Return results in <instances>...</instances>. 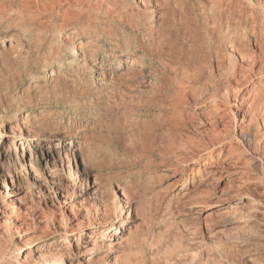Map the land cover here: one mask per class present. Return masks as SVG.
Listing matches in <instances>:
<instances>
[{
    "label": "rangeland",
    "instance_id": "obj_1",
    "mask_svg": "<svg viewBox=\"0 0 264 264\" xmlns=\"http://www.w3.org/2000/svg\"><path fill=\"white\" fill-rule=\"evenodd\" d=\"M200 1L0 0V40L13 35L21 48L13 59L0 53V166L7 175L0 179V264H19L35 255L39 239L75 229L66 263L86 264L88 255L74 249L97 222L104 234L111 222L124 227L116 237L110 232L112 248L105 236L98 240L91 264H264V0H215L221 12L208 19L194 11ZM223 40L246 54L220 63L211 79L203 55ZM131 60L141 65L135 81L121 75ZM243 74L250 80L242 86ZM209 83L221 102L229 92L231 121L212 102L197 103ZM45 116L69 127L58 153L83 142L78 131L89 126L85 133L99 149L88 169L72 159L51 178L39 173L50 192L19 169L38 150L44 169L34 124ZM13 134L26 145L18 164L15 151L4 154ZM200 151L204 171L193 177L184 159ZM95 177L106 190L93 197ZM4 183L19 194L6 197ZM59 184L71 196L60 203ZM225 189L233 200L216 202ZM240 198L234 217L221 214ZM209 201L216 206L194 213Z\"/></svg>",
    "mask_w": 264,
    "mask_h": 264
},
{
    "label": "bare ground",
    "instance_id": "obj_2",
    "mask_svg": "<svg viewBox=\"0 0 264 264\" xmlns=\"http://www.w3.org/2000/svg\"><path fill=\"white\" fill-rule=\"evenodd\" d=\"M209 1V2H208ZM207 2L201 0L199 6L194 10L197 11L200 15L206 17L207 19L210 17H215L218 14H220V8L218 6V4L215 3V0H208ZM199 3V2H198ZM189 14V13H188ZM200 22V21H199ZM164 25V24H163ZM167 25V24H166ZM158 27H162V25H158ZM195 30V29H194ZM176 33V32H175ZM229 34V33H228ZM154 35V34H153ZM164 36V35H163ZM172 36V35H171ZM228 36V35H227ZM226 40V39H225ZM223 40L222 43H219L217 45L213 44V43H209L207 45L208 50L204 53L203 55V62H204V67H205V72L208 74V76L211 77V79L214 78L215 75V71L217 70V68L220 67V63H222L223 61H225L226 59L230 60L232 58H234L235 54H239L240 56H245L246 54V49L244 48V46H231L227 41ZM169 41V40H168ZM146 43V42H145ZM148 43V42H147ZM152 43L154 44H164L166 43V40H161V41H157L156 39L154 41H152ZM151 43V44H152ZM203 43V42H202ZM233 43V42H232ZM150 44V45H151ZM22 46V45H21ZM146 46V45H145ZM254 47V46H253ZM23 48V47H22ZM249 49V48H248ZM21 50L20 45L18 43H16V39L13 35L9 36L8 38H3L0 40V53L1 55H5V57L8 58H15L16 56L18 57V53ZM76 50V49H75ZM250 52V51H249ZM166 53V52H165ZM158 54V53H157ZM159 56V55H158ZM162 57V55H161ZM164 57V56H163ZM248 57V56H247ZM250 61H254V56L249 57ZM23 60V59H22ZM249 61V62H250ZM86 62V61H85ZM248 62V61H247ZM90 63V62H89ZM250 64V63H249ZM244 66V65H243ZM223 67V66H222ZM259 67V66H258ZM100 67L95 66V69H100ZM141 65L139 64V62H137L136 60H131V62L124 68L125 71H123L121 73L122 76H124L125 78H127L128 80L131 81H135L136 79L139 78L140 76V72L137 73V69H140ZM119 69H122L121 67H119ZM143 69V68H142ZM101 70V69H100ZM245 70V69H244ZM142 71V70H141ZM242 71V70H241ZM251 71V70H250ZM249 71V72H250ZM102 72V71H101ZM100 73V72H99ZM258 73L263 74L264 73V69L260 68ZM53 74V72H52ZM102 75V74H100ZM99 75V76H100ZM242 75V74H241ZM244 75V74H243ZM99 78V77H98ZM255 78V77H254ZM253 78V79H254ZM257 78V77H256ZM261 78V77H260ZM250 80V78L247 75H244L242 77V86L244 83L248 82ZM151 81V80H150ZM149 81V83H150ZM161 81V80H160ZM237 81V80H236ZM253 81V80H252ZM138 82V81H137ZM156 82V81H155ZM240 82V81H239ZM256 82V81H255ZM218 83V82H217ZM156 84V83H154ZM248 84V83H247ZM254 84V83H253ZM256 84H258V82H256ZM263 84V83H262ZM241 85V84H240ZM218 86V85H217ZM216 86V87H217ZM220 86V85H219ZM222 86V85H221ZM247 86V85H246ZM244 86V87H246ZM249 86V85H248ZM202 87V86H201ZM215 87V88H216ZM257 87V86H255ZM155 88V87H154ZM163 88V87H162ZM249 88V87H248ZM260 88V87H258ZM262 88V87H261ZM212 86L209 84H207L206 89L204 90L202 96H200L199 98L200 101L197 102L198 104H200L201 102L205 103V105L207 106L209 103L212 102L211 105H213V111L217 114L218 117L223 118L224 120L228 121V117L230 116V113L234 114V109L231 108V101L228 97L229 92L225 93V101L221 102V100L219 99V96L217 94H212ZM263 89V88H262ZM159 90V89H158ZM250 90V88H249ZM160 91V90H159ZM200 91V90H199ZM257 91V90H256ZM193 92V91H192ZM201 92V91H200ZM223 92V91H221ZM237 93L242 95V90H237ZM196 94H194L195 96ZM198 96H196L198 98ZM153 97V96H152ZM160 97V96H159ZM155 98V97H154ZM158 98V97H157ZM166 98V97H165ZM194 98V97H193ZM196 100H199V98ZM241 99V98H240ZM191 100H194L191 98ZM223 101V100H222ZM237 101V100H236ZM243 102V101H242ZM154 103V102H153ZM21 104V103H20ZM188 105V104H187ZM204 105V104H203ZM154 106V105H152ZM191 106V105H190ZM26 107V106H24ZM208 107V106H207ZM206 108V107H205ZM239 108V107H238ZM243 110V109H242ZM247 110V109H245ZM211 111V110H210ZM240 111V110H238ZM244 112V111H243ZM237 114V113H236ZM240 114V113H239ZM246 114V113H245ZM47 115V114H46ZM238 115V114H237ZM243 115V114H242ZM232 116V115H231ZM253 116V115H252ZM234 117V116H232ZM231 117V118H232ZM243 117V116H242ZM245 117V116H244ZM230 118V117H229ZM230 118V121H231ZM216 120V119H215ZM28 121V120H27ZM26 121V122H27ZM223 121V120H222ZM229 122V121H228ZM218 124V122H216ZM224 123V122H223ZM28 124V122H27ZM200 124V123H199ZM33 125V124H32ZM37 128H38V135L36 134V138H38V147L40 149V154L42 155V161L44 162V169L41 171L38 167V160H37V152L39 151H32L30 158L23 164V166H20V172L24 171V172H31L33 173L37 180V187L40 189V191H44V192H50L51 189H53L52 185L45 179V177L39 173H43L46 172L49 174L50 178L54 176L55 173V169L58 166V164H68L70 162H72L71 160L73 159L76 163H82V165H84L85 167H87V169L90 167L91 165V161L93 158H95V156L97 154H99V149L98 147L95 145L94 139H96L94 137L93 139V133H92V137L90 135L87 134V132L85 133L86 130L89 129H93V127H85L83 129H81V131H78L79 134L81 135V138L83 139V142L74 145L71 148H67L65 149V151H63L62 153H58L57 152V148L60 146L64 145L63 139L67 138L68 135V129L66 126L61 125L60 123H56L51 121L47 116L42 117L40 119H36V124H34ZM96 125V124H95ZM31 126V125H30ZM94 126V125H93ZM195 126V125H194ZM201 126V125H200ZM198 127V126H197ZM95 128V127H94ZM217 130V129H216ZM90 131V130H89ZM96 133V132H95ZM206 133V132H205ZM220 134V133H219ZM97 136V135H96ZM222 136V135H221ZM12 140L9 141V144L7 145V147L4 149V154L5 156L9 155L11 156L13 154V151H15V155H16V161L13 164H16L17 161L19 160L18 156V150L20 149L19 147H22V153H23V157L25 154V149H26V145L25 143L21 142L20 144L18 142H14L15 141V134H13L11 136ZM213 137V135H212ZM215 137V136H214ZM226 137V136H225ZM222 138V137H221ZM220 138V139H221ZM211 139V138H210ZM215 139V138H214ZM211 139L212 142L215 140ZM217 139V138H216ZM228 139V138H227ZM209 140V138H208ZM222 140V139H221ZM97 142V139L95 140ZM210 141V140H209ZM224 141V140H223ZM222 141V142H223ZM100 142V141H99ZM220 142V141H219ZM217 144H220V143ZM211 143V142H210ZM213 144V143H212ZM224 144V143H223ZM185 145V143H184ZM204 145V144H203ZM214 145V144H213ZM193 146V145H192ZM206 148L209 145H205ZM213 147V146H212ZM175 148V147H174ZM182 148V147H181ZM186 148V147H185ZM206 148H204L206 150ZM176 149V148H175ZM174 149V150H175ZM184 149V146L183 148ZM163 150V149H162ZM173 150V149H172ZM225 150V149H224ZM228 150V149H227ZM153 151V150H152ZM181 151V150H180ZM208 151V149H207ZM209 151H210V147H209ZM184 152V151H183ZM197 152V151H196ZM192 153V152H190ZM189 153V154H190ZM199 153V152H198ZM201 152L199 154H197L194 157L191 158H181L184 159L185 163L189 166V168L191 169L192 173H195L193 175V177H195L196 175H200L204 170L202 169V167L200 165L205 164L203 161V155H201ZM206 153V152H205ZM227 153V152H226ZM204 154V153H203ZM236 154V153H235ZM188 155V154H187ZM194 155V154H193ZM186 157V154L184 155ZM183 156V157H184ZM188 157V156H187ZM229 157V156H228ZM230 158V157H229ZM226 159V158H225ZM9 158H8V162H9ZM181 161V160H179ZM209 161V160H208ZM42 162V163H43ZM183 162V161H181ZM180 162V163H181ZM179 163V164H180ZM12 164V165H13ZM18 164V163H17ZM222 164V163H221ZM174 166V165H173ZM215 166H219L218 164H216ZM218 168V167H217ZM17 169V167H16ZM214 169V167H213ZM212 169V170H213ZM216 169V168H215ZM214 169V170H215ZM222 169V168H221ZM19 171V170H18ZM57 171V170H56ZM213 172V171H212ZM217 172V171H216ZM19 174V173H18ZM229 175V174H228ZM220 177L223 176V174H219ZM2 178L4 179V181H6L7 175L4 171V167L3 165L0 166V179L2 180ZM88 178V177H87ZM215 178V177H214ZM54 179V178H52ZM103 178L101 177V180ZM51 180V179H50ZM106 180V179H105ZM190 180V179H189ZM52 181V180H51ZM219 181V180H218ZM177 182V181H176ZM52 183V182H51ZM60 183V182H59ZM88 183V187H89V181ZM100 183V178L99 177H95V181H94V185L92 187V193L91 195L94 194L97 196L99 194V190L101 187L103 186H99ZM188 180H187V184L186 186H188ZM5 184V183H4ZM3 184V185H4ZM67 184V183H66ZM101 184V183H100ZM102 185V184H101ZM105 185V184H104ZM6 186V197H11V196H15L17 194H19L20 190L16 187L12 188V191H8L7 189V185ZM4 186V187H5ZM106 186L103 187V189ZM108 188V187H107ZM234 188V187H233ZM38 189V190H39ZM215 189V188H214ZM57 190L59 191V193L61 194L60 198H56L57 201L60 200H67L68 197L70 196L69 191L64 188L63 184H59V186L57 185ZM87 190V189H86ZM106 190V189H104ZM102 191V188L101 190ZM106 193V192H105ZM49 194V193H48ZM108 194V192H107ZM95 196V197H96ZM234 193L233 191H228V190H223L220 197H218V200L216 202H221L222 204H228L229 202H231L233 200ZM49 197V196H48ZM71 197V196H70ZM92 197V198H93ZM106 197V195H105ZM98 198V197H96ZM95 198V199H96ZM103 198V197H102ZM244 198V197H243ZM243 198H240L237 203L230 205L228 208H222V210L220 211L221 214L223 215H228L231 216V214L234 217V214L237 213L243 203ZM15 199V198H14ZM99 199V198H98ZM104 199V198H103ZM116 201V200H115ZM64 203V202H63ZM116 203V202H115ZM67 204V203H66ZM70 204V203H69ZM95 204V203H94ZM98 205V204H97ZM100 205V204H99ZM116 205V204H115ZM71 206V204H70ZM101 206V205H100ZM216 206V203H214L213 201H209L207 204L203 205L200 207V209H197V211H195L194 213L198 214V213H206L209 210H211L213 207ZM116 207V206H115ZM68 209V208H67ZM73 209V207H72ZM115 210V208H114ZM113 210V211H114ZM72 211V210H70ZM79 211V210H78ZM106 211V210H105ZM117 211V210H115ZM80 212V211H79ZM118 212V211H117ZM70 214V213H69ZM120 214V213H119ZM201 215V214H200ZM73 216V215H72ZM71 216V217H72ZM229 216H227L229 218ZM236 217V216H235ZM73 218V217H72ZM96 218V217H95ZM232 218V217H231ZM231 218L229 220H231ZM239 218V217H238ZM75 216H74V220H75ZM137 219V218H136ZM227 219V218H226ZM236 220L235 218L232 219ZM73 221V220H72ZM226 222V221H225ZM73 223V222H72ZM101 223V222H100ZM137 223V222H136ZM74 224V223H73ZM88 224V223H87ZM134 224V223H133ZM96 225V224H95ZM137 225V224H136ZM81 225L76 224L77 228H80ZM105 226V225H104ZM135 226V225H134ZM102 227V224H99L97 222L96 225V229L90 233L91 237L90 239L86 240V242H84V246L83 248H81L79 245H77V247L74 249L76 254L80 255L82 253L87 254V259H85L84 263L86 264H91V262H93L92 259V253L95 252V250L98 248V240L100 238H103L104 236L107 238V247L110 249L113 247V244L111 242V239L116 237L115 235H119L123 232V223H117V222H111L109 225H106V234H104L103 232L100 231V228ZM142 227V226H141ZM87 227L83 226L82 231H84ZM131 228V227H130ZM76 230V229H75ZM75 230H66L64 231V233L62 235H52V236H47L43 239H39L40 243L38 244V247L35 250V255L31 258H29V256L24 257L21 261L19 260V264H67L66 261L68 259H71L72 257V250H73V246L71 244V236H75L77 233ZM81 230V229H80ZM116 231L114 233V237L113 234L111 235L110 232ZM63 232V231H62ZM53 233V232H52ZM124 234V233H123ZM118 237V242H116L114 245H117V248H122L123 245L125 244V240L126 238H124L122 235L121 236H117ZM94 257V256H93ZM79 258V257H78ZM227 261V260H226ZM83 262V261H82ZM70 264H72V262H70Z\"/></svg>",
    "mask_w": 264,
    "mask_h": 264
}]
</instances>
